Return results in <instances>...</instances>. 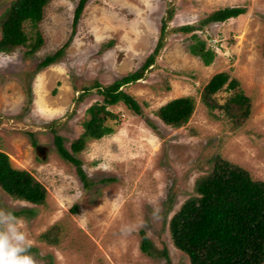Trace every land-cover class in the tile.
I'll return each mask as SVG.
<instances>
[{
  "label": "rangeland",
  "instance_id": "obj_1",
  "mask_svg": "<svg viewBox=\"0 0 264 264\" xmlns=\"http://www.w3.org/2000/svg\"><path fill=\"white\" fill-rule=\"evenodd\" d=\"M12 1L0 0V16ZM77 2L50 0L38 26L40 49L33 55L13 49L8 53L20 61L0 70V151L46 192L43 205H32L0 190V208L27 218L31 252L43 264H188L171 244L168 222L193 196L211 159L219 156L264 182V0H87L72 32ZM228 7L245 11L199 27ZM168 10L172 18L153 64L120 88L140 115L121 103L107 107L114 117L106 122L111 133L86 140L72 154L87 108L102 103L97 90L142 67ZM186 25L195 31H175ZM192 34L214 53L207 67L188 53ZM66 43L53 64L37 68ZM218 73L235 79L249 99V116L237 127L220 107L209 110L201 102L204 86ZM230 94L220 91L214 102L221 106ZM182 97L194 102L188 122L163 125L155 117L158 108ZM55 136L79 162L86 185L57 155ZM52 228L56 242L49 245L41 235ZM140 231L151 256L139 249Z\"/></svg>",
  "mask_w": 264,
  "mask_h": 264
},
{
  "label": "trees",
  "instance_id": "obj_2",
  "mask_svg": "<svg viewBox=\"0 0 264 264\" xmlns=\"http://www.w3.org/2000/svg\"><path fill=\"white\" fill-rule=\"evenodd\" d=\"M50 0H13L0 16V52L24 49L25 55L35 54L43 44L38 30L43 11ZM87 0H78L73 11L72 32L76 27ZM240 7H228L212 12L200 21L199 27L213 23H223L244 13ZM172 18V11L166 12L162 20L159 36L152 53L145 59L141 68L122 77L114 83L99 88L101 104L87 108L88 119L82 123V134L70 145V152H81L86 140H99L111 133L106 122L113 120L107 107L121 103L135 115H140L136 102L120 88L139 80L143 71L149 68L154 57L163 46L166 22ZM175 31L190 34L195 28L182 26ZM188 46V53L198 57L204 66H209L214 53L195 34ZM69 42V41H68ZM67 43L51 56L45 57L38 65L43 69L59 58ZM235 79L227 73H218L210 78L201 92V102L209 109L220 107L234 126L243 124L250 113L249 99L238 89ZM220 91L230 92L223 105L214 102ZM194 110V102L189 97L173 99L155 113V117L165 126L179 128L185 125ZM35 145V143H32ZM57 155L74 165L76 173L86 185V176L79 162L63 148L62 140L54 137ZM210 169L199 177L193 187V196L186 199L168 222V234L172 246L187 257L188 264H264V182L251 178L244 169L215 156L210 161ZM0 190L12 199L32 205H43L45 189L34 177L24 170L15 169L8 156L0 151ZM56 229L52 228L41 235L49 245L56 242ZM139 249L142 254L151 256L154 251L144 234L139 232ZM167 261V256L161 254Z\"/></svg>",
  "mask_w": 264,
  "mask_h": 264
},
{
  "label": "clouds",
  "instance_id": "obj_3",
  "mask_svg": "<svg viewBox=\"0 0 264 264\" xmlns=\"http://www.w3.org/2000/svg\"><path fill=\"white\" fill-rule=\"evenodd\" d=\"M2 38L3 33L0 32ZM19 61L20 57L15 52H0V70H7ZM27 227V218L0 208V264H43L31 252L33 242L29 239Z\"/></svg>",
  "mask_w": 264,
  "mask_h": 264
},
{
  "label": "water",
  "instance_id": "obj_4",
  "mask_svg": "<svg viewBox=\"0 0 264 264\" xmlns=\"http://www.w3.org/2000/svg\"><path fill=\"white\" fill-rule=\"evenodd\" d=\"M36 151H38V147H36Z\"/></svg>",
  "mask_w": 264,
  "mask_h": 264
}]
</instances>
